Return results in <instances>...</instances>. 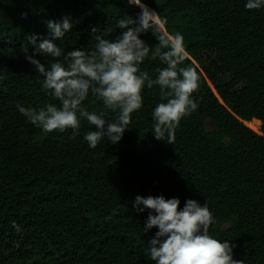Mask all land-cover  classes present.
I'll list each match as a JSON object with an SVG mask.
<instances>
[{
    "label": "trees",
    "instance_id": "trees-1",
    "mask_svg": "<svg viewBox=\"0 0 264 264\" xmlns=\"http://www.w3.org/2000/svg\"><path fill=\"white\" fill-rule=\"evenodd\" d=\"M142 2L158 12L163 31L183 35L181 66L199 75L192 94L198 108L181 119L173 144L158 141L152 113L160 89L145 86L122 139L104 137L90 148L83 137L95 126L86 120L69 139L71 129L45 133L17 110L59 106L26 59L34 52L30 37L51 39L46 21L68 16L72 28L53 42L65 52L91 49L94 35L115 39L125 31L117 21L137 18L140 8L126 0H0V264H156L144 250L158 228L144 233L151 210L136 211L137 195L176 197L180 209L187 199L207 202L209 234L235 245L233 259L264 264V133L243 122L253 112L264 128V7L248 10L247 0ZM140 38L157 43L151 31ZM35 58L46 68L53 62ZM163 66L146 58L141 70L155 78ZM83 103L103 109L91 93Z\"/></svg>",
    "mask_w": 264,
    "mask_h": 264
},
{
    "label": "clouds",
    "instance_id": "clouds-1",
    "mask_svg": "<svg viewBox=\"0 0 264 264\" xmlns=\"http://www.w3.org/2000/svg\"><path fill=\"white\" fill-rule=\"evenodd\" d=\"M126 2L140 8L137 18L125 16L119 19L117 27L125 31L115 39L94 35V48H76L65 52L53 42L55 39L62 40L72 28L68 16L59 21H46L51 39L43 38L37 42L36 35L30 37L34 52L26 55V59L43 77L42 90L59 101V106L46 103L39 108L17 104L19 113L34 126L45 133H63L71 129L69 139H75L80 134L81 121L86 120L89 125L95 126V130L86 132L83 137L90 148H95L104 137L117 144L131 123L132 113L143 106L145 86L148 89L159 86L162 102L153 110L152 132L156 140L174 143L175 129L181 119L198 108V101L192 98V94L199 90V75L194 67L181 66L187 56L183 35L163 31L158 12L142 0ZM245 7L248 10L260 9L264 7V0H247ZM92 31L96 33L97 29ZM148 31L156 37L154 46H149L140 38L141 33ZM36 54L51 57L53 62L46 68L35 58ZM146 58L158 59L164 65L155 69V78L149 71L141 70ZM2 79L4 77H0ZM89 93L102 101V110L90 111L84 105ZM109 111L116 113L115 119L106 118ZM179 205L180 200L176 197H135L133 207L136 211L151 210L144 233L153 227L158 228L144 250L148 258L156 264H245L244 260L233 259L234 244L228 240L221 242L209 234L214 217L207 202L201 205L194 199H187L182 209Z\"/></svg>",
    "mask_w": 264,
    "mask_h": 264
},
{
    "label": "rangeland",
    "instance_id": "rangeland-1",
    "mask_svg": "<svg viewBox=\"0 0 264 264\" xmlns=\"http://www.w3.org/2000/svg\"><path fill=\"white\" fill-rule=\"evenodd\" d=\"M197 52L201 54L202 56H207L210 54V49L207 47H198ZM243 122L252 130L256 131L259 134L264 133V128L262 125V121L255 115L253 112H249L247 115V118L243 119ZM260 122V123H259ZM254 123L256 125L257 129L255 127H252L251 124Z\"/></svg>",
    "mask_w": 264,
    "mask_h": 264
}]
</instances>
